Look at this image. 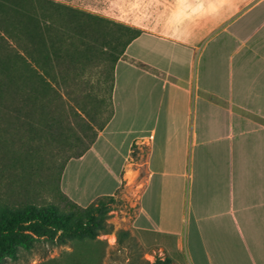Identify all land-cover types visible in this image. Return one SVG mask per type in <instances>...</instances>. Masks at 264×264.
Listing matches in <instances>:
<instances>
[{
    "label": "crops",
    "instance_id": "crops-1",
    "mask_svg": "<svg viewBox=\"0 0 264 264\" xmlns=\"http://www.w3.org/2000/svg\"><path fill=\"white\" fill-rule=\"evenodd\" d=\"M160 2L115 64L112 117L60 189L86 206L139 159L146 175L126 185H140L130 228L144 247L175 264H264V0Z\"/></svg>",
    "mask_w": 264,
    "mask_h": 264
},
{
    "label": "trees",
    "instance_id": "trees-1",
    "mask_svg": "<svg viewBox=\"0 0 264 264\" xmlns=\"http://www.w3.org/2000/svg\"><path fill=\"white\" fill-rule=\"evenodd\" d=\"M141 33L57 0H0V264L40 240L71 250L39 264H101L117 192L81 206L60 178L112 117L115 64ZM151 264L175 263L164 253Z\"/></svg>",
    "mask_w": 264,
    "mask_h": 264
},
{
    "label": "rangeland",
    "instance_id": "rangeland-1",
    "mask_svg": "<svg viewBox=\"0 0 264 264\" xmlns=\"http://www.w3.org/2000/svg\"><path fill=\"white\" fill-rule=\"evenodd\" d=\"M66 4L84 9L104 17L126 23L139 28L142 21L154 17L157 8L162 9L161 0H57ZM142 19V20H141ZM139 158V157H138ZM137 162V163H136ZM65 167V166H64ZM132 169H136V173ZM43 173L36 175L35 179L42 178ZM65 182L72 175V166L65 174ZM146 175L145 165L137 159L127 166L124 173L123 185L115 194L116 201L107 217L112 227L109 232H101L98 239L102 242L103 257L101 264H151L154 256L163 257L164 253L158 247H144L135 235L132 234L130 222L136 212V198L140 185H126L127 181L133 183L135 178L143 181ZM80 180L84 179L79 176ZM87 185V184H86ZM91 188V183L89 186ZM42 195L52 200V194L42 191ZM127 229L140 247L131 245L128 240L123 243L117 240L118 229ZM71 250L68 245H54L43 240L37 241L30 250H21L16 259H9L5 264H39L52 258H57ZM149 261V263L145 262Z\"/></svg>",
    "mask_w": 264,
    "mask_h": 264
}]
</instances>
